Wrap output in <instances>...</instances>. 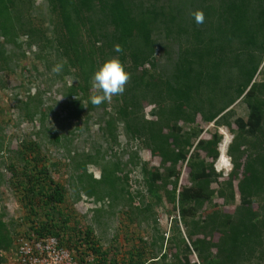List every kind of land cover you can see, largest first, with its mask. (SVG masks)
<instances>
[{"label": "trees", "instance_id": "1", "mask_svg": "<svg viewBox=\"0 0 264 264\" xmlns=\"http://www.w3.org/2000/svg\"><path fill=\"white\" fill-rule=\"evenodd\" d=\"M43 1L48 28L34 21V0H0V73L10 69L16 56H25L23 49L15 52L25 42L28 48L51 52L52 66H62L56 77L72 78L63 91L67 119L87 125L89 113L103 107L97 121L106 144L101 153L71 149L67 134L51 136L63 150L76 199L85 195L99 203L96 212L105 201L110 209L122 203L130 220L140 214L145 219V213L164 202L177 212L166 237H156L154 227L149 245L159 242L157 253L148 258L145 247L134 245L120 264H264V0ZM198 12L204 14L201 24L194 20ZM35 56L46 60L45 54ZM159 57L166 59L167 69L159 68ZM113 58L125 65L130 80L122 95L94 105L93 73ZM52 66L46 63L49 70ZM237 100L247 108L245 117L232 108ZM41 102L39 91L28 92L22 107L26 118L43 124L48 111ZM145 105L152 106L151 117H146ZM207 124L224 126L232 135L226 176L214 168L222 135L214 129L203 137ZM120 125L124 147L136 142L158 157L159 165L148 167L136 151L122 162L113 150ZM1 132L0 125V152L5 150ZM34 152L40 153L39 143L22 140L14 152L18 160L11 158L7 167L21 205L45 217L24 233L56 236L79 260L91 257L88 264H118L102 249L92 227L70 223L68 211L58 206L65 202L66 187ZM138 163L145 193L135 205L124 166ZM89 165L100 167L99 178L87 171ZM182 166L186 184L179 181ZM3 217L0 211V264L1 252L11 250L15 237Z\"/></svg>", "mask_w": 264, "mask_h": 264}, {"label": "rangeland", "instance_id": "2", "mask_svg": "<svg viewBox=\"0 0 264 264\" xmlns=\"http://www.w3.org/2000/svg\"><path fill=\"white\" fill-rule=\"evenodd\" d=\"M32 16L35 19L34 21L43 25L44 28L49 27V11L43 0H34ZM21 39L23 42L27 41L24 36ZM21 49L25 50V56L19 59L14 56L15 58L8 63L10 69L7 72L0 73L4 81V87L0 88V125L2 128L1 136L4 139L3 146L5 147V150L0 152V211L3 212V218L8 223L12 235L28 231L31 224L45 219L42 212H38V214L29 213L28 209L21 205L17 199L18 193L13 185L9 184L11 172L7 170L8 164L12 161L11 158L14 161L17 159L14 152L19 148L20 142L22 140H34L39 143L40 153L34 152L33 156L40 159L41 163L47 164L54 179L63 183L67 189L65 202L58 206L68 211L72 225L78 223L79 227L83 229L86 226L92 227L93 234L98 239L102 249L108 250L110 256L114 257L118 264L125 258L126 251L129 248L132 249L134 245L145 247L146 257L153 256L150 253H157L159 250V242L155 247L149 245L154 238L155 229L158 230V233L155 234L156 237L160 234H165L166 237L169 232L171 215H175L177 212L171 211V205L164 202L162 205L154 206L151 212L145 213V219L142 218L144 215L140 214L136 217L132 216L130 220L124 214L127 207L121 205L122 203L110 209L107 201H105L102 211L96 212L94 209L100 207L99 203L94 202L85 195H81L79 199H76L77 196L74 190L69 187L72 176L70 168L65 164L67 161L64 158L63 150L51 141V136L53 133L67 134L70 138L67 145L71 149L89 153H94L96 149H99L101 153L106 144L102 140L97 121L103 114L104 109L98 106L91 111L87 125L83 122L84 120L78 122L73 118L67 119L62 107L68 99L64 96L63 91L65 85L72 83V78L68 75L55 76L53 69L56 65L52 66L54 57L51 52H39L36 46L28 48L25 42L15 52H19ZM170 50L172 51V48ZM37 52L40 55L45 54L47 61L45 58L43 60L36 58L35 53ZM156 55H160L158 48L156 49ZM161 58L159 57L158 61L159 68L167 69L166 59ZM46 63L52 66L50 70L46 67ZM37 91L41 94V109L48 111V116L43 124H40L36 119L29 120L26 118L22 107V101L27 98L28 92L36 93ZM151 107V105H145L146 117H151L149 114ZM232 108L236 115L245 117L247 114V108L242 101L237 100ZM204 129L203 137H208L209 132L214 129H217L222 138L224 137L222 131L226 133L228 140L232 137L224 126L215 128L214 125L207 124L204 125ZM117 136L119 145H113V150L120 156L122 162H127L129 153L136 151L141 161L146 162L148 167L159 165V158L152 156L148 150L138 148L136 142L130 141L127 143V147H124L126 137L122 132L121 125L117 129ZM123 148L125 151L120 154ZM28 158L30 159L29 156ZM229 163L230 170V158ZM19 164L22 167V162H19ZM87 171L91 172L96 179L101 175L99 166L89 165ZM124 171L127 173L128 187L135 198L134 204L137 205L142 199L140 194L145 193L140 163L136 166L125 165ZM218 171H221L223 176L228 172ZM179 181L181 184L188 183L185 166L181 168ZM212 185L216 186L215 183ZM137 192L140 193L137 194ZM51 220L61 221L59 218ZM162 247H165L164 243ZM11 256L10 251L4 253L1 264H12ZM189 257L191 261L196 260L193 254Z\"/></svg>", "mask_w": 264, "mask_h": 264}, {"label": "built area", "instance_id": "3", "mask_svg": "<svg viewBox=\"0 0 264 264\" xmlns=\"http://www.w3.org/2000/svg\"><path fill=\"white\" fill-rule=\"evenodd\" d=\"M10 252L12 264H88L90 260H79L56 236L32 232L16 234Z\"/></svg>", "mask_w": 264, "mask_h": 264}, {"label": "clouds", "instance_id": "4", "mask_svg": "<svg viewBox=\"0 0 264 264\" xmlns=\"http://www.w3.org/2000/svg\"><path fill=\"white\" fill-rule=\"evenodd\" d=\"M194 20L197 24L203 23V12L195 13ZM116 51L120 52L121 49L117 47ZM61 67L56 66L53 70L59 72ZM92 80L97 94L91 97V103L98 106L111 101L113 96L122 95L125 92L130 73L125 70V65L119 59L113 58L99 65L93 73Z\"/></svg>", "mask_w": 264, "mask_h": 264}, {"label": "bare ground", "instance_id": "5", "mask_svg": "<svg viewBox=\"0 0 264 264\" xmlns=\"http://www.w3.org/2000/svg\"><path fill=\"white\" fill-rule=\"evenodd\" d=\"M223 134V138L218 146V151H219V155H218V159L215 162V166L217 168H221L224 169L225 171H227L229 169V157L226 153V149L229 143L228 140V136L226 135V133L224 131H222Z\"/></svg>", "mask_w": 264, "mask_h": 264}, {"label": "crops", "instance_id": "6", "mask_svg": "<svg viewBox=\"0 0 264 264\" xmlns=\"http://www.w3.org/2000/svg\"><path fill=\"white\" fill-rule=\"evenodd\" d=\"M229 141H230V140H229ZM217 159H218V158H217ZM217 159H216V160H217ZM216 160H215V162H216ZM214 168H215L216 171H218V170H224V169H221V168H217V167L215 166V163H214ZM227 171L229 172V169H228ZM224 172H226V171L224 170ZM228 172H227V173H228ZM226 175H227V174H226ZM226 175H225V176H226ZM2 255H4V253H3Z\"/></svg>", "mask_w": 264, "mask_h": 264}, {"label": "water", "instance_id": "7", "mask_svg": "<svg viewBox=\"0 0 264 264\" xmlns=\"http://www.w3.org/2000/svg\"><path fill=\"white\" fill-rule=\"evenodd\" d=\"M218 158V157H217Z\"/></svg>", "mask_w": 264, "mask_h": 264}]
</instances>
